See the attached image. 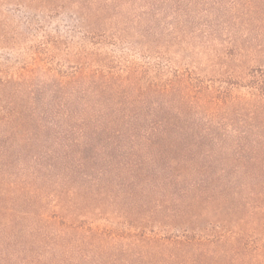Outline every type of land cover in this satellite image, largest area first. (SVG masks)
Here are the masks:
<instances>
[{"label": "rangeland", "instance_id": "1", "mask_svg": "<svg viewBox=\"0 0 264 264\" xmlns=\"http://www.w3.org/2000/svg\"><path fill=\"white\" fill-rule=\"evenodd\" d=\"M259 79L264 0H0V102L43 117L0 120V264H168L150 238L194 231L184 264H264L262 121L198 108Z\"/></svg>", "mask_w": 264, "mask_h": 264}, {"label": "trees", "instance_id": "2", "mask_svg": "<svg viewBox=\"0 0 264 264\" xmlns=\"http://www.w3.org/2000/svg\"><path fill=\"white\" fill-rule=\"evenodd\" d=\"M100 67V66H99ZM99 67H94L93 69H90L88 66L87 68L84 67L80 69L78 72H74L71 76L70 75H64L65 77L70 78L68 81H73V80H78L80 77H83L84 79H89L90 81H97L98 79H104L108 78V76L116 74L115 71H110V70H101ZM119 72V71H118ZM120 73V72H119ZM107 76V77H106ZM118 77L123 78L124 76H121L117 74ZM179 81V80H178ZM103 82H106L103 80ZM66 80H61V89H64L63 87L68 84ZM166 85L164 86V89L166 91H170L171 87L173 88L175 85V82L169 83L168 81L165 82ZM178 83V82H177ZM252 82L245 84H240V86H250L254 89L252 91H249V96H242V97H237L231 100H226L225 96H221L220 91L218 93H206L203 95L202 99V104H198V108H202L206 111L205 114H207L208 118L209 117H214L211 119L210 124L214 125H223L225 124L220 120H215L216 117L224 114L226 111L225 109L238 104L237 107L235 108L236 111L241 112L245 111L247 112V115L251 118V120H256V121H262L260 123V126L264 128V79H259V81L256 83V85L252 84ZM59 88V89H60ZM65 93L67 91L63 90ZM54 98V95L52 96ZM2 97H0L1 100ZM61 102H58V105H62V99H60ZM15 101L7 100L4 102H0V120L6 121V122H17V123H25L27 121H34L38 122L39 119L43 118L40 115H38L35 111L29 112L25 111L21 108L18 107H13L12 104ZM232 105H229L231 104ZM228 105V106H227ZM86 112V111H85ZM84 112V113H85ZM70 113V117L72 116L71 113L72 111H68L67 114ZM83 113V114H84ZM226 116H229V114H224ZM85 118V115H84ZM113 120V119H111ZM223 122V123H222ZM17 191H20V194L24 197H28L29 199L39 201V200H45L43 197V193L39 190H32L30 192L26 191L25 185H20ZM17 191L9 189V193L14 194ZM2 189L0 187V201H5L2 198ZM12 198V197H11ZM65 202V201H64ZM12 204V203H11ZM58 205L62 206L64 208L66 206L67 210H70L69 205L67 203H57ZM3 208L0 206V215ZM8 211L12 212L15 210V206L11 205L7 207ZM9 212V214H10ZM75 212V211H74ZM85 223V222H83ZM62 225H66L64 221H61ZM79 224V223H78ZM76 225V224H69L66 225L67 227H74V228H79V229H84L85 231H90V232H98L99 230L96 229L95 227L88 226L85 227V225ZM153 240V242H157L154 244H157L156 246L158 247L161 245L162 250L164 247H166L169 251V253H165L163 250V255L165 254V258L163 259V262H167L168 264H171L173 262L179 263V264H184L188 262H193V263H202L205 262V258L208 257L209 254H216L213 251H209V249H206L204 245L206 242H208L203 236H197L196 232L192 233V237H190L189 233L183 234V235H176L174 236H162V237H156L154 236L153 238H150ZM192 248V261L189 256H185L187 253V250H190ZM185 253V254H184ZM184 254V255H183Z\"/></svg>", "mask_w": 264, "mask_h": 264}]
</instances>
